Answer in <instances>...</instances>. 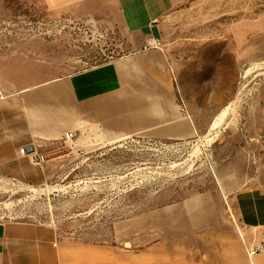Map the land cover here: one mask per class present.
Instances as JSON below:
<instances>
[{"label":"rangeland","instance_id":"rangeland-1","mask_svg":"<svg viewBox=\"0 0 264 264\" xmlns=\"http://www.w3.org/2000/svg\"><path fill=\"white\" fill-rule=\"evenodd\" d=\"M132 41L107 16L0 0V61L12 86L102 64L132 52ZM157 43L179 100L208 131L185 140L145 133L115 140L82 126L71 139L45 144L46 162L27 164L25 180L0 183V221L52 225L59 239L122 254L138 241L150 248L149 264H168L164 241L178 250L181 240L191 257L220 224L238 231L228 193L264 186V0H188L161 21Z\"/></svg>","mask_w":264,"mask_h":264},{"label":"crops","instance_id":"crops-1","mask_svg":"<svg viewBox=\"0 0 264 264\" xmlns=\"http://www.w3.org/2000/svg\"><path fill=\"white\" fill-rule=\"evenodd\" d=\"M45 1L55 9L79 8L122 23L134 48L80 72L28 86H12L2 73L10 67L0 61V183L26 179V165L33 163L22 147L34 146L47 157L41 150L45 144L82 126L99 128L115 140L144 133L185 140L208 131L189 104L179 100L161 44L144 48L161 37V21L188 0ZM228 196L239 219L238 231L220 224L208 233L210 242L191 257L181 240L178 250L167 248L170 244L164 241L165 262L171 264L178 255L172 264H264V252L249 255L250 248L264 241V186ZM139 245L137 241L122 254L117 247L59 239L52 225L0 221V264H117L123 256L130 264H149L154 260L150 248Z\"/></svg>","mask_w":264,"mask_h":264},{"label":"built area","instance_id":"built-area-1","mask_svg":"<svg viewBox=\"0 0 264 264\" xmlns=\"http://www.w3.org/2000/svg\"><path fill=\"white\" fill-rule=\"evenodd\" d=\"M159 45L156 41H149L147 45L144 46V48L157 46ZM74 136L73 132H67L65 134V137L68 139H71ZM21 153L23 155H27L33 164L36 165H42L44 162H46L45 155L38 152V150L34 146H24L21 148ZM264 252V241L257 244L255 247L250 248L249 255L252 257L256 255L257 253Z\"/></svg>","mask_w":264,"mask_h":264},{"label":"bare ground","instance_id":"bare-ground-1","mask_svg":"<svg viewBox=\"0 0 264 264\" xmlns=\"http://www.w3.org/2000/svg\"><path fill=\"white\" fill-rule=\"evenodd\" d=\"M229 106H230V105H229ZM228 108H230V107L225 108V109L223 110V112L220 113V114L217 116V118L214 120L213 124L211 125V130L216 129V128L219 126V124H220V122L223 120V118H224L226 112H228V111H227Z\"/></svg>","mask_w":264,"mask_h":264}]
</instances>
